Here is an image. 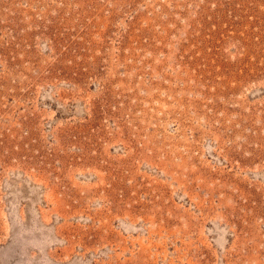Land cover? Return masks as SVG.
Masks as SVG:
<instances>
[{"label": "rangeland", "instance_id": "obj_1", "mask_svg": "<svg viewBox=\"0 0 264 264\" xmlns=\"http://www.w3.org/2000/svg\"><path fill=\"white\" fill-rule=\"evenodd\" d=\"M0 264H264V0H0Z\"/></svg>", "mask_w": 264, "mask_h": 264}]
</instances>
